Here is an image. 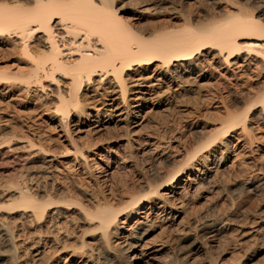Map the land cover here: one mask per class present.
Returning <instances> with one entry per match:
<instances>
[{"label":"bare ground","instance_id":"bare-ground-1","mask_svg":"<svg viewBox=\"0 0 264 264\" xmlns=\"http://www.w3.org/2000/svg\"><path fill=\"white\" fill-rule=\"evenodd\" d=\"M147 1L0 0V157L9 165H0V264H196L195 252L210 253L229 227L244 232L233 213L210 218L197 205L216 189L264 188V175L216 184L263 139V88L250 97L258 117L250 99L196 147L137 129L167 105L158 95L193 92L215 64L223 79L251 66L264 74V9L232 7L223 19L175 29V4ZM12 95L47 113L57 141L18 134L5 116ZM109 129L123 134L104 138ZM168 165L178 168L163 172Z\"/></svg>","mask_w":264,"mask_h":264},{"label":"rangeland","instance_id":"rangeland-1","mask_svg":"<svg viewBox=\"0 0 264 264\" xmlns=\"http://www.w3.org/2000/svg\"><path fill=\"white\" fill-rule=\"evenodd\" d=\"M129 1L134 3L143 0ZM148 1L152 2L154 0ZM171 1L177 8L171 27L175 29H180L182 26L196 28L208 23L212 19H223L226 16L227 10L232 7L236 10L245 8L250 13H257L264 9V0H170L168 2ZM147 2H142L141 4H146ZM215 65L217 67L209 69L205 73L207 78L203 79L194 88L195 90L193 92L188 90L182 93V95H176L174 93L166 95L156 94L158 96L155 102L167 105L156 108L153 113L149 114L145 123L142 124L144 126L137 129V134L141 137H163L164 141L170 143L172 147L177 146L179 142L192 144L196 147L206 141L216 127L222 125V122L228 114H240L241 111L247 110L249 105L253 103L252 109L250 110V117H258L257 110L261 108V105L257 101L252 102L253 99L250 97L252 95L251 93L255 95L264 89V74L262 69L255 66L247 67L241 72L242 75L240 73L241 76L238 78L233 79L232 74L228 73L229 77L223 79L220 75L225 71L219 68L217 64ZM237 91L238 93H243H241L242 95L239 98L232 96V92L236 93ZM247 92L250 94L249 97L247 96L249 95ZM243 95L248 98H242ZM12 96L16 97L14 95ZM17 100L11 103L12 106L7 109L8 111L6 110L7 112L5 111V116L14 117V121L10 125L16 128L18 134L22 135L28 132L40 133L44 136L46 135L45 137L47 138H55V141H57L61 134L51 126L47 120V113L42 109H37L39 105L37 104L38 106H36V103H25L26 100L20 101L22 99L19 98ZM19 101L20 103H18ZM259 125L260 130L258 129L256 132L258 135L262 134L264 139V125L261 123ZM28 126L30 130L27 128ZM110 130L102 132L104 138L113 137L115 132L117 134H123L122 131ZM263 139V142L260 140V142L253 143L254 150L256 151L252 154L247 152L250 155L247 159L238 158L237 163L234 162L235 165L230 160L226 165L227 168L218 176L219 181L217 179L218 182L216 181V184L218 186L224 184L233 187L234 184L237 185L238 182L247 180L249 177L258 178V180L262 178L264 170L260 168L264 167ZM50 145L55 147L57 145L60 146L57 142H52ZM239 151L237 148L234 150L235 154ZM252 157H254V160L256 159L259 169L248 164L253 159ZM0 165L2 167L9 166L3 157H0ZM173 168L177 169L178 167L168 165L164 166L162 171H173L175 170ZM261 189L259 188L254 193L242 192L239 189L227 192L219 191V193L221 192L219 195L215 194L218 193V189H216L217 191L215 190L214 196L212 193L206 200L201 199L198 202V210L200 212L204 211L210 218L217 214L233 213L235 215L234 218L237 219V224H246L244 228V232L246 233L237 234L233 231L236 227H229L228 231L219 234L217 236L218 238L216 237L217 239L209 251L210 253L206 254L203 249L195 252L194 258L196 264H204V260L207 259L213 261L219 260V264H232L233 262H237V259L238 261L241 259H249L255 251L260 249H262V252L249 264H264V231H261L262 233H255L259 227H263L264 229V188Z\"/></svg>","mask_w":264,"mask_h":264}]
</instances>
